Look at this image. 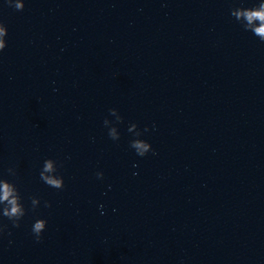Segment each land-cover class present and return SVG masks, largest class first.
I'll return each instance as SVG.
<instances>
[{"label":"water","instance_id":"95a60500","mask_svg":"<svg viewBox=\"0 0 264 264\" xmlns=\"http://www.w3.org/2000/svg\"><path fill=\"white\" fill-rule=\"evenodd\" d=\"M0 264H264V0H0Z\"/></svg>","mask_w":264,"mask_h":264}]
</instances>
